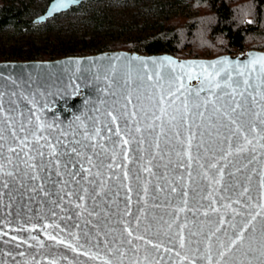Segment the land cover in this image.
I'll list each match as a JSON object with an SVG mask.
<instances>
[{
  "label": "water",
  "instance_id": "1",
  "mask_svg": "<svg viewBox=\"0 0 264 264\" xmlns=\"http://www.w3.org/2000/svg\"><path fill=\"white\" fill-rule=\"evenodd\" d=\"M81 1L64 0L53 11L57 0H51L35 20L46 21ZM257 57H264V50L179 58L115 49L51 60L0 61V98L11 122V128L3 126L0 163L5 172H14L0 177L10 185L0 186V264H152L160 257L162 264H207L202 251L193 255L181 249L176 233L186 225L185 238L197 229L210 235L215 221L229 220L232 209L247 214L249 203L251 211H261L257 205H264V188L259 186L264 179V141L256 143L258 138L249 135L254 142L241 140L245 150L239 153L217 135L208 119L211 108L205 111L197 105L223 95L217 82L223 86L228 77L244 79L241 73L259 66ZM173 77L182 78L181 90L172 88L175 96L169 94ZM251 81L260 82L256 71H251ZM125 96H130V104ZM197 111L205 112L203 120ZM13 130L18 138H28L29 157L23 155V143L12 139ZM201 132L209 134L201 137ZM192 134L188 149L182 142ZM197 143L203 145L199 150ZM49 144L56 147L58 162L49 155ZM9 146L17 152H9ZM189 152L198 159L189 160ZM29 162L36 169H29ZM216 169L224 173L219 184L213 181L219 176ZM33 171L38 179L30 178ZM242 185L252 199L240 197L237 202ZM126 207L130 215H125ZM128 221L143 241L123 243ZM222 227L228 229V223ZM200 233L192 239L203 240ZM153 244L170 251L158 255L151 251Z\"/></svg>",
  "mask_w": 264,
  "mask_h": 264
},
{
  "label": "trees",
  "instance_id": "2",
  "mask_svg": "<svg viewBox=\"0 0 264 264\" xmlns=\"http://www.w3.org/2000/svg\"><path fill=\"white\" fill-rule=\"evenodd\" d=\"M45 9L39 0H0V61L115 49L179 58L264 50V0H82L65 19L35 20Z\"/></svg>",
  "mask_w": 264,
  "mask_h": 264
},
{
  "label": "snow or ice",
  "instance_id": "3",
  "mask_svg": "<svg viewBox=\"0 0 264 264\" xmlns=\"http://www.w3.org/2000/svg\"><path fill=\"white\" fill-rule=\"evenodd\" d=\"M64 5V0H57L56 6L52 9L53 11L58 10L59 7ZM256 61H259V66H253L252 69L247 73H241V76L245 78L241 81H231V78L227 79L230 81L225 85H220L219 82L215 84V87L220 88L223 95L217 93L215 95L214 100H206L205 103L197 105V108H203L205 111L208 108H211V113L208 117L210 121H212L213 125H215V131L217 135H222L225 143H228V146L231 148L233 146L236 147L239 153H243L245 148L240 144L242 140L244 144L250 145L254 141L249 138L251 135L255 139L256 143L260 141H264V57L254 58ZM223 63V61H221ZM184 67H193L192 65H181ZM195 67H199L201 69L204 68L203 65H198ZM211 67V65L209 66ZM247 68V66H245ZM251 71H256L260 78V82L258 84H253L251 81ZM181 77H173L172 82L169 84V94L171 96H175V93L172 92V88L176 87L177 91L181 90ZM205 81H202V85ZM243 88V91H240V88ZM252 88V92H249L248 89ZM227 89V90H225ZM202 90V89H201ZM191 91V90H189ZM165 98L163 96L160 97V101L162 102ZM125 100L127 104L131 103L130 96H125ZM255 105L256 107H253ZM258 109V110H257ZM163 110V109H161ZM5 107L0 98V141H3V126L7 124L8 127L11 128L10 117L5 116ZM10 111V110H8ZM187 105H185V112H187ZM111 117L112 121L115 122L117 117L112 115V113H108ZM197 117L201 120L204 119L205 112L197 111ZM175 119V117H173ZM184 116H181V120L183 121ZM199 127V125H196ZM220 129H223L224 132L221 133ZM21 131H25L24 126L21 125ZM139 131V128H137ZM207 132H201L200 136L203 137L207 135ZM32 135L35 137L36 132H33ZM96 135H99V132H96ZM119 136V133H117ZM12 139L17 141L18 143H23L24 149L23 155L24 157H29V151L27 150L28 138L25 136L23 138H18L16 136L15 131L11 132ZM88 139V138H86ZM195 139V134H192L190 138L186 141L182 142L188 149L192 147V140ZM39 143V140L36 141ZM122 143L127 144V140H123ZM202 143H197L196 148L199 150L202 147ZM158 147V145H157ZM261 147L264 148V144H261ZM3 148V144H0V149ZM50 153L52 157L57 159L58 162V152L54 145L49 144ZM9 152H17V149L9 146ZM77 149L73 148L72 153H76ZM231 154V153H229ZM20 155V153H17ZM38 155L43 157L45 153L38 152ZM183 155V153H182ZM188 159H198L197 157H193L190 152L188 153ZM90 162V161H89ZM9 163H11V158H9ZM27 167L29 169H36L37 165L34 163H27ZM64 167H68V164H65ZM210 168H215V165H208ZM219 173V176L213 177V181L216 184H219L223 179V171L222 169H216ZM3 175L13 176V171L5 172L4 164L0 163V177ZM127 174L125 173V176ZM264 175V174H262ZM31 179H38L35 172L33 171ZM207 175L205 174V179H207ZM0 186L3 188H9L10 185L4 183L0 180ZM261 188H264V179L260 181ZM131 190V189H129ZM172 191H176L175 188L171 189ZM234 190L229 189L230 192ZM2 195H7V193H2ZM183 196L184 194L181 193ZM240 197H243L245 201H249L252 199L251 192L247 186H241L240 190L236 193L237 202H239ZM232 197H226V199H231ZM186 203V201H185ZM260 207V212L251 211L252 205L249 203L247 205L249 211L245 214L242 210L232 209L231 218L225 221L223 218L215 221L209 227V234L200 233V230L197 229L195 232L192 230L188 231V238H185L183 232L186 225L180 227V231L176 233V239L179 243L181 249H187V252L196 253L203 252V259L207 262V264H264V205H257ZM211 208V203L209 204ZM224 208H230L231 205H223ZM213 211H217L213 209ZM130 210L125 209V215H130ZM239 216V220L236 217ZM228 223V229H223V224ZM128 227H125L122 233L123 243L131 245L133 240H141L143 241L145 237L143 235H134V231L132 230V222H127ZM140 226L139 218H137V223L135 228L138 230ZM171 227V225H169ZM147 231V229H146ZM200 233L203 235V240H193L192 237ZM219 233V235H217ZM3 235H7V233H3ZM213 237H215V242L213 243ZM54 238V237H53ZM13 240H16L17 237H12ZM171 239V237H170ZM204 244L203 248H200L199 245ZM193 245H196L194 248ZM118 255H123L119 249L115 250ZM152 252H155L159 255L162 251H170L166 246H162L161 244H153L151 248ZM177 255H180L179 253ZM251 257L252 259H247ZM147 259V257H146ZM163 257H160L159 260L153 261L152 264H162Z\"/></svg>",
  "mask_w": 264,
  "mask_h": 264
},
{
  "label": "rangeland",
  "instance_id": "4",
  "mask_svg": "<svg viewBox=\"0 0 264 264\" xmlns=\"http://www.w3.org/2000/svg\"><path fill=\"white\" fill-rule=\"evenodd\" d=\"M39 4H42V5H44V7H46L47 6V4H48V1L47 0H39ZM122 3H118V2H114V4H113V6H119V5H121ZM66 12V11H65ZM65 12H60V16H61V18L62 19H65L66 17L64 16L65 15ZM63 17H65V18H63ZM81 29H83V27L81 28ZM127 33V32H126ZM125 33V34H126ZM124 36V35H123ZM121 37V39H123L124 37ZM111 43H112V41H111Z\"/></svg>",
  "mask_w": 264,
  "mask_h": 264
},
{
  "label": "built area",
  "instance_id": "5",
  "mask_svg": "<svg viewBox=\"0 0 264 264\" xmlns=\"http://www.w3.org/2000/svg\"><path fill=\"white\" fill-rule=\"evenodd\" d=\"M48 5V4H47Z\"/></svg>",
  "mask_w": 264,
  "mask_h": 264
}]
</instances>
